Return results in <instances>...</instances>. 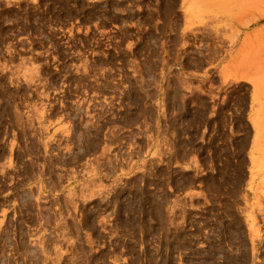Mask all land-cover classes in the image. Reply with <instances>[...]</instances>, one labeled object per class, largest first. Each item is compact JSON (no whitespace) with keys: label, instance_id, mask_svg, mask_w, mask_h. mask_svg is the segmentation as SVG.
Returning a JSON list of instances; mask_svg holds the SVG:
<instances>
[{"label":"rangeland","instance_id":"rangeland-1","mask_svg":"<svg viewBox=\"0 0 264 264\" xmlns=\"http://www.w3.org/2000/svg\"><path fill=\"white\" fill-rule=\"evenodd\" d=\"M0 264H264V0H0Z\"/></svg>","mask_w":264,"mask_h":264}]
</instances>
